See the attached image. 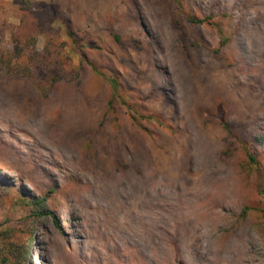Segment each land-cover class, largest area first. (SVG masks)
I'll list each match as a JSON object with an SVG mask.
<instances>
[{"label": "rangeland", "instance_id": "374dc122", "mask_svg": "<svg viewBox=\"0 0 264 264\" xmlns=\"http://www.w3.org/2000/svg\"><path fill=\"white\" fill-rule=\"evenodd\" d=\"M178 2L0 0V50L32 16L53 63L26 78L19 60L0 81V228L27 241L35 227L30 264H264V0ZM66 23L135 108L104 118L110 88L77 75ZM54 68L71 84L44 88ZM136 108L168 129L132 131ZM49 187L32 224L18 198Z\"/></svg>", "mask_w": 264, "mask_h": 264}, {"label": "trees", "instance_id": "16d2710c", "mask_svg": "<svg viewBox=\"0 0 264 264\" xmlns=\"http://www.w3.org/2000/svg\"><path fill=\"white\" fill-rule=\"evenodd\" d=\"M178 4V0H175ZM186 23L188 24H197L198 21H196L194 18L188 16L186 18ZM40 20L32 17V16H23L21 19L20 25L13 30L11 35V41L7 48L0 50V81L4 79L5 77H8L9 75H12V73L16 69L17 61L23 60L26 62L27 65L23 66L21 68L22 75L26 78H32V67L31 64L35 65L34 68H41L47 67L49 65H53L52 62H48V60L45 59L44 56H42L43 52L47 50V48H44L42 51L37 48V37H38V26L40 24ZM65 31L68 38H70L72 42V46L76 54L80 57V64L77 69V75L80 73L81 75H84L86 73H89L100 80L104 81L110 88L111 98L107 102L106 105V114L105 117L111 116L112 114L116 113V109L121 108H131V105H129L128 98H125L124 90L122 86L120 85L118 78L107 74L103 69L96 66L93 62H91L88 58V53L86 49H97V46L92 43L90 39H88L86 46L80 45L79 41L75 37V34L72 31V28L70 24L66 23L65 25ZM113 40L116 43H120V39L117 35H112ZM222 43L225 45L227 43V40L222 37ZM85 47V48H84ZM52 63V64H50ZM50 67V66H49ZM53 74L48 81L49 83L47 86H44L46 89H52L56 88L59 89L60 87L65 88L64 86H68L71 84L70 80L72 79L67 78L64 74H59V71L54 68L52 70ZM80 77V76H79ZM83 85V84H82ZM42 87V86H41ZM83 87L80 86V89ZM78 91V86L76 87V95ZM127 118L130 121L131 124V130L135 131L137 130L139 133H146L148 130L146 127H144L142 124L143 121L155 124L159 127H162L163 129H168V126L165 124V122L162 121L161 118L156 117L154 115H148L142 112V110L139 111V108H136L134 111H130L128 113ZM108 115V116H107ZM116 117L112 118V121L116 122ZM115 132L113 135L114 139L118 138V135H120V139L125 137L127 135V132L124 130H121V133H119L120 126H114ZM226 128V127H225ZM105 129H107L105 124H101L99 129L93 133L92 138L89 140V147L88 150L92 151L95 150L94 154L97 150L100 148L102 149L104 144L101 143V140L104 138V135L106 134ZM117 141V140H116ZM121 141V140H120ZM117 143H119L117 141ZM97 147V148H96ZM243 150L246 154V158L249 161L250 164L256 165V158L255 156L250 153L247 148L243 147ZM89 151V152H90ZM94 167L101 166V163L99 161V158L97 156L94 157ZM92 169H96V168ZM2 185L0 182V189ZM55 193L54 187H49L47 190H45L41 196V198L38 197H19L18 203L19 205L24 208L26 211H28V221L32 220V224H36L38 219L42 216H46L50 214L49 209L47 208V201L51 198V196ZM262 220L264 222V210L261 211ZM27 222V220H26ZM27 225V223H26ZM35 230V227L30 230V232L27 234V241H16V232L13 230H6L0 228V264H30L29 255H30V245L32 241V232ZM27 232L23 233L24 235Z\"/></svg>", "mask_w": 264, "mask_h": 264}]
</instances>
